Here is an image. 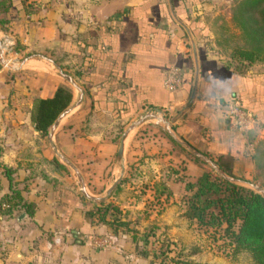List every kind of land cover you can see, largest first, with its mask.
<instances>
[{"label": "crops", "instance_id": "0c3cea01", "mask_svg": "<svg viewBox=\"0 0 264 264\" xmlns=\"http://www.w3.org/2000/svg\"><path fill=\"white\" fill-rule=\"evenodd\" d=\"M234 4L6 0L0 31L13 37L19 63L10 72L0 66V160L36 163L42 147L50 181L27 193L31 214L21 209L0 220V264H254L247 251L230 256L216 241L205 243L176 186L168 194L155 190L170 169L189 180L206 169L176 150L155 117L136 122L145 112L162 116L231 174L248 177L253 127H230L224 106L234 95L264 119V61L231 55L226 42L239 32ZM171 64L181 80L172 91L162 85ZM57 86L69 90V101L40 134L30 117L34 101ZM81 183L100 199L86 197ZM0 184L5 191L4 177ZM100 201L115 206L105 216L115 228L89 214ZM150 227L156 232L144 235ZM100 238L107 243L98 245ZM162 239L181 253L172 260L158 253L153 247Z\"/></svg>", "mask_w": 264, "mask_h": 264}, {"label": "trees", "instance_id": "16d2710c", "mask_svg": "<svg viewBox=\"0 0 264 264\" xmlns=\"http://www.w3.org/2000/svg\"><path fill=\"white\" fill-rule=\"evenodd\" d=\"M234 2L235 4L231 7V16L239 32L233 35L236 42L231 47V55L246 62L264 61V0H234ZM5 9L6 0H0V13ZM3 22L4 19L0 16L2 29H4ZM69 98V90L57 86L52 96L37 98L34 101V109L30 117L40 134L46 133L48 126L68 103ZM161 130L174 146L186 152L163 129ZM187 154L194 161L205 164L191 154ZM251 155L252 159L253 154ZM214 161L226 173L231 174L226 162L219 158ZM52 162L57 168L66 170L55 157L52 158ZM1 166L10 189L9 193L3 197L5 199L16 197L23 210L31 214L34 203L25 200L20 189L11 187V168L7 165ZM175 173L176 169H170L166 183L157 182L154 185L155 190L168 194L175 189L173 186H176V191L182 195L183 213L186 217L193 219L199 227L212 228V232L221 230V238L227 240V247L232 255L244 250L249 253L254 264H264V196L251 188L224 179L211 168L202 170L195 180H189L183 175L175 176ZM253 182L264 188V180ZM117 188L116 184L115 189ZM110 208L115 209V206L110 202L100 201L89 211V214H96L98 220L114 227L118 223L105 218ZM147 234V232L144 233V235Z\"/></svg>", "mask_w": 264, "mask_h": 264}, {"label": "rangeland", "instance_id": "374dc122", "mask_svg": "<svg viewBox=\"0 0 264 264\" xmlns=\"http://www.w3.org/2000/svg\"><path fill=\"white\" fill-rule=\"evenodd\" d=\"M3 31V30H1ZM235 42L233 40H229L226 42L227 47H232V45ZM15 48V47H14ZM225 53L227 51L225 50ZM18 57V56H17ZM19 59V57H18ZM7 72L13 71V69L10 68H3ZM15 69V68H14ZM158 122V120L156 119ZM253 131L251 132V135L249 137L251 141V154H253V157L251 159V169L248 173V177L246 179L250 181H263L264 180V119H259L258 122L255 124V126L252 128ZM12 133V132H11ZM5 138L4 132L0 133V142L2 139ZM39 144H41V140L44 139L42 135H38ZM41 146V145H40ZM176 150L179 152H182L184 155H186L183 151L178 149L175 146ZM2 150L0 146V151ZM38 153H39V160L36 163L32 164H18L16 166H10L5 163H3L0 160V178L4 177V179L7 180L6 176L4 175V170L1 165H7L11 168L10 174L12 177L11 180V187L18 188L21 190L22 197L25 198V200H28L27 193L32 189L33 187H37L35 190L40 191V188L42 187L41 184L44 182H49L50 179H47L46 176L47 170H46V157L43 155L45 153L44 148L38 147ZM29 154V151L27 152ZM44 156V157H43ZM252 156V155H251ZM197 162V161H196ZM198 164L205 168L206 170L209 169V167L202 163ZM8 180H7V188L5 191H2V185L0 184V220L3 218L13 217V214L16 213L18 210L23 209V207L20 205L16 197H12L10 199H5L3 196L7 193H9L10 189L8 186ZM256 184V183H255ZM7 209H9L7 211ZM199 234L200 238L204 239V242L207 243L208 241H216L214 243V246H216V250L218 249L221 252H225L226 255L233 256L231 253H229L230 249L227 247V240L221 238V230H215L212 232V228H206L205 227H199ZM147 232L148 234H154L156 230L152 227L148 228L144 231V233ZM160 234V233H159ZM157 234L156 236H159ZM169 241H165L162 239L159 242L154 244V249L158 251V253H163L165 251L170 252V258L172 260V256L178 255V253H181L180 250L183 248L174 247L173 245H169ZM244 251V250H240ZM237 251L236 253L240 252ZM184 252V251H183ZM235 253V254H236ZM167 256V255H165Z\"/></svg>", "mask_w": 264, "mask_h": 264}, {"label": "built area", "instance_id": "2783aa9c", "mask_svg": "<svg viewBox=\"0 0 264 264\" xmlns=\"http://www.w3.org/2000/svg\"><path fill=\"white\" fill-rule=\"evenodd\" d=\"M18 63L19 59L14 49L13 37L5 31H0V66L2 68L14 69L18 67ZM180 81L178 67L173 64L169 65L164 71L162 79L163 87L170 91L175 90L180 85ZM224 109L229 117L228 125L232 128L248 129L254 127L257 123L255 114L251 110L244 108L237 96H229ZM106 243V238H100L97 241L98 245H105Z\"/></svg>", "mask_w": 264, "mask_h": 264}, {"label": "water", "instance_id": "95a60500", "mask_svg": "<svg viewBox=\"0 0 264 264\" xmlns=\"http://www.w3.org/2000/svg\"><path fill=\"white\" fill-rule=\"evenodd\" d=\"M155 117L158 120V124L161 126V128L181 147L183 148L186 152H188L189 154H191L192 156L198 158L199 160H201L203 163H205L209 168H211L216 174H218L219 176L223 177L224 179L233 182V183H237L243 186H246L248 188H251L252 190L260 193L262 196H264V188L258 186L257 184H255L254 182L244 179L242 177H238L235 176L233 174H229L226 173L222 168H220L218 166V164L210 157H208L206 154H204L202 151L198 150L197 148H195L194 146H192L191 144H189L186 140H184L180 135H178L174 129L172 128V126L168 123L167 120H165L162 116H156L152 113L149 112H145L144 114H142L136 122H140L142 120H144L146 117ZM56 120L53 121V123L51 124V129L54 127ZM121 150V143L119 145V151ZM116 182H114L115 184ZM111 187L107 190V193H109ZM81 190L83 192V194L91 199H95V200H99L100 197H95L92 196L90 194H88L85 190L84 187L82 186L81 183ZM24 216V212H19L16 216V219H21Z\"/></svg>", "mask_w": 264, "mask_h": 264}]
</instances>
